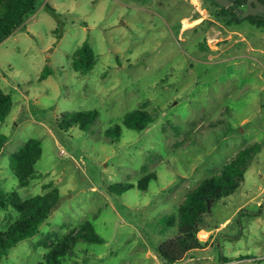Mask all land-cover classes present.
<instances>
[{
	"label": "rangeland",
	"instance_id": "rangeland-1",
	"mask_svg": "<svg viewBox=\"0 0 264 264\" xmlns=\"http://www.w3.org/2000/svg\"><path fill=\"white\" fill-rule=\"evenodd\" d=\"M217 12L209 0H40L0 44V88L13 101L0 121V230L20 215L14 195L62 197L0 264L45 262L57 247L67 252L62 264H164L156 249L177 235L187 194L254 144L239 189L204 215L202 246L176 264H264V29L228 25ZM86 40L93 65L82 73L74 61ZM90 110L99 115L86 132L60 127L62 114ZM134 110L154 122L106 136ZM32 139L42 154L19 187L10 158ZM126 184L134 187L115 192ZM85 222L103 243L76 237Z\"/></svg>",
	"mask_w": 264,
	"mask_h": 264
},
{
	"label": "trees",
	"instance_id": "trees-1",
	"mask_svg": "<svg viewBox=\"0 0 264 264\" xmlns=\"http://www.w3.org/2000/svg\"><path fill=\"white\" fill-rule=\"evenodd\" d=\"M216 8L217 13L228 18V25L240 24L239 15L236 10L240 5L245 4V0H235L233 5L225 8L217 5L213 0H209ZM264 2V0H261ZM40 0H0V44L8 39L24 22L33 15ZM47 11L55 15V10L48 4L45 5ZM251 25L264 29V18L250 16L245 19ZM74 67L82 73L90 71L93 65V52L88 40L84 41L76 52ZM51 74L50 66L44 67L40 77L45 78ZM13 101L9 94L4 93L0 88V121H4L12 110ZM60 123L62 129L77 126L82 131H87L97 120L99 111L90 110L84 112H72L62 114ZM154 117L147 111L134 110L127 113L121 125L110 127L106 131V136L111 140L118 139L122 131V126L136 131L147 128ZM7 136L0 134V149ZM260 149L259 144L240 150L236 156L226 163L222 170L209 178L202 180L192 191H190L178 209L177 235L162 242L156 249L158 257L164 264H176L190 251L201 247L202 242L198 240L197 234L204 221V215L211 213L213 207L224 197L235 193L244 180L245 170L250 165L254 156ZM42 154V147L38 139L28 141L18 151L12 153L10 158V169L19 181V187H27L36 172V163ZM155 177V176H153ZM150 175L139 180L137 187L146 191ZM117 193H124L134 186H115ZM61 194L58 189H53L47 193L35 195L27 200L21 201L15 195L11 200L20 212L17 220L6 230H0V257L7 251L15 247L19 242L32 238L40 231L41 225L56 210L61 202ZM173 217L168 216L164 223H171ZM76 237L86 243H103L104 239L95 232L94 226L90 222H85L76 233ZM66 249L57 247L46 256L45 262L37 264H62L66 259Z\"/></svg>",
	"mask_w": 264,
	"mask_h": 264
},
{
	"label": "water",
	"instance_id": "water-1",
	"mask_svg": "<svg viewBox=\"0 0 264 264\" xmlns=\"http://www.w3.org/2000/svg\"><path fill=\"white\" fill-rule=\"evenodd\" d=\"M221 7H229L233 5L235 0H213ZM236 14L239 15V20H245L250 16H263L264 17V3L260 0H246V6L242 9H237Z\"/></svg>",
	"mask_w": 264,
	"mask_h": 264
},
{
	"label": "flooded vegetation",
	"instance_id": "flooded-vegetation-1",
	"mask_svg": "<svg viewBox=\"0 0 264 264\" xmlns=\"http://www.w3.org/2000/svg\"><path fill=\"white\" fill-rule=\"evenodd\" d=\"M260 1H261V0H260ZM245 2H246V0H245ZM261 2H262V1H261ZM263 3H264V2H263ZM245 6H246V3L240 5L238 9H242V10H243V9L245 8ZM256 16H258V17H260V18H264L263 16H259V15H256Z\"/></svg>",
	"mask_w": 264,
	"mask_h": 264
}]
</instances>
